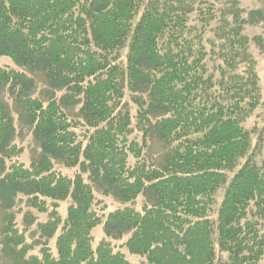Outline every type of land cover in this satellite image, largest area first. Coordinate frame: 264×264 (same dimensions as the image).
<instances>
[{
	"label": "trees",
	"instance_id": "1",
	"mask_svg": "<svg viewBox=\"0 0 264 264\" xmlns=\"http://www.w3.org/2000/svg\"><path fill=\"white\" fill-rule=\"evenodd\" d=\"M217 1L0 0V56L24 68L0 66L2 243L12 264H135L113 243L124 237L148 264H264V135L246 126L262 104L260 77L240 1ZM39 77L44 96L34 94ZM16 103L40 148L28 164L18 159ZM156 134L170 147L161 164L148 151ZM95 186L127 205L109 213L98 240ZM20 196L45 216L35 221L38 253L11 212Z\"/></svg>",
	"mask_w": 264,
	"mask_h": 264
},
{
	"label": "rangeland",
	"instance_id": "2",
	"mask_svg": "<svg viewBox=\"0 0 264 264\" xmlns=\"http://www.w3.org/2000/svg\"><path fill=\"white\" fill-rule=\"evenodd\" d=\"M242 8L245 10L244 16L249 20L248 26L246 29L247 34L249 35L251 39L250 43V52L253 54L256 62H257V71L260 77V86H261V93H262V104L261 106L255 111L254 115L251 117V119L248 120V123L246 124L248 129L256 130L257 132L261 131V133L264 135V0H239ZM219 6L222 8L229 7L230 6V0H218L216 2ZM0 66H5L9 68H15L18 70H24L21 66H19L15 61H13L12 58L8 56H0ZM38 89L34 92L35 96L46 95L45 91L48 89V85L46 82H44L42 77L38 78ZM48 91V90H47ZM60 94V93H58ZM131 95L129 94L127 96V100L131 103V110H132V126H134V133L132 137H136L140 142L142 141V133L138 130L137 124V110L139 112L138 106L133 104L130 101ZM14 108L15 113V123L19 132V136L16 140V142L24 147V153L18 158L20 161L25 162L28 164L33 157L37 156L40 152V148L35 141L33 134L31 132V126L25 121L23 113H24V105L23 103H16L12 105ZM79 110V107H76L74 110L75 115H77ZM22 115V116H21ZM76 118V117H75ZM77 131L81 135L82 133H85L88 129L85 128L81 123L77 126ZM169 145L163 141L157 134L151 136V142H150V149L148 150L149 153L156 159L157 164H161L164 161L165 154L169 150ZM130 162L133 164L135 162V158L131 156ZM59 169L67 174H74L75 172L79 171V168H66L63 166H59ZM85 179L88 182H91L89 179V174L84 175ZM95 205L94 210L97 211L102 220V224L97 226L94 229V235L96 240L101 239L104 236V220L107 218L110 212H113L117 209L123 208V206H127L123 204L121 201H119L116 197L109 194L107 195L102 189L95 186ZM223 194L220 193L218 197V205L215 206V210L217 211L219 207V203L222 199ZM145 202V198L143 196L139 197L138 200L135 202V205H132L136 209H142ZM73 200L72 198H68L63 201L58 202V212L62 219L65 218L67 211L69 207L72 205ZM11 212L15 213L17 215L18 221L20 223V226H26L29 227V235H28V241L29 242H35L36 250L35 253H38L39 250V239L41 238V235L36 231V220H45V216L40 215L37 213L33 208L29 207L27 198L20 196L17 200V203L15 207L11 210ZM6 211L0 207V264H12L13 260L10 256L5 257V254L3 253V227L5 223V217ZM32 214L34 215V218L31 222L24 221V216ZM216 214V213H215ZM217 218V214H216ZM127 240V237L123 240H113V243L115 244L116 248L119 250H122L126 253V256L135 264H148L145 257H142L140 255H133L129 252L127 248L123 246L125 241ZM53 246H55V240H53Z\"/></svg>",
	"mask_w": 264,
	"mask_h": 264
}]
</instances>
